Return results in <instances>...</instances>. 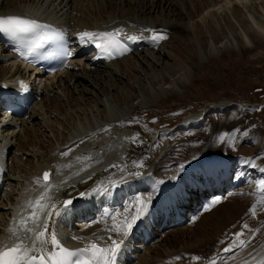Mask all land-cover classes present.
I'll use <instances>...</instances> for the list:
<instances>
[{"label":"bare ground","instance_id":"obj_1","mask_svg":"<svg viewBox=\"0 0 264 264\" xmlns=\"http://www.w3.org/2000/svg\"><path fill=\"white\" fill-rule=\"evenodd\" d=\"M45 1H49L50 5L54 6V9L43 17L53 18L62 12L60 17H63L66 21L65 23L70 24L71 36L74 37L75 46L80 43L79 35L83 31L111 32L112 30L122 29L123 31L120 34L123 36L139 35V40L143 42L144 48L132 56L122 59V61L102 64L100 67L93 69L95 72L100 70V68L105 69L103 73H107L106 77L108 79L114 82H121L125 78V75L123 76L124 73L127 77L132 76V73L128 71L130 67L125 66L126 62H130L132 58H139L141 55L143 56L140 57V63L148 62L150 57L155 59L149 51H155L154 46L157 42L152 41V36L148 39L149 35L147 34L152 35L153 32H160L163 36H166L171 31L181 30L189 38L194 34L202 39L204 34L200 22L193 24V29L195 30L192 33L187 28L186 21L194 20L196 17L202 21L206 20L207 18H204V16L211 14V10H215L222 5L224 0H8L5 4L0 1V16H21L27 13H34L36 6L40 3L42 5ZM237 1L235 2L237 3ZM262 2V14L258 10L259 8L255 7L259 16L256 17L255 21L252 16V20L258 25V31L249 27L248 20L242 16V11L238 6L232 9V16L243 28L249 41L260 45L259 47L264 44V39H259L261 36L257 33L259 32L260 35L264 34V0ZM22 3L24 6H22ZM92 3L96 5V10L91 16L86 15L84 7ZM251 6L249 7L253 8ZM59 7L60 9L58 10ZM126 7L128 14L132 13L129 19L125 18L129 17V15L126 16L125 12L121 13L120 11L125 10ZM160 11L161 15L164 13L166 15L167 11L170 12L175 19L174 23L173 20H165L164 18L158 21L150 20L154 13H159ZM109 12L111 13V15H108L110 17L107 16ZM216 13L212 12L214 16ZM133 14H137L138 20L133 18ZM224 20L229 28L234 29V25L229 18ZM214 28H211V35L213 40L218 42L220 36ZM64 29L67 31V28ZM144 29H149V33L144 31ZM235 41L241 44V50L246 51L241 36L235 35ZM87 43L92 42L87 41ZM147 47L150 50H147ZM0 48L2 53H9L1 45ZM254 55L258 58L259 52L255 50ZM0 59L6 64V68H0V90L11 88L12 93L10 95L20 96L17 94L20 92L19 81H24V85L33 92L36 90L43 92L44 88H47L46 91L48 93L46 92L47 95L44 98V103H42L49 110L52 108L62 110L63 108L64 100L60 97L59 92L57 91V94H53L54 90H56V84L61 85L64 82V90L67 88V98L70 99L73 97L72 93H74L71 92L70 95V82L76 77L83 81L89 79L87 74L90 61L86 60L83 65L84 61L82 59L77 61V64L71 65L62 74L56 75L49 80L41 81V83H45L40 84L36 89L34 85L31 86L30 84L33 74L30 75L28 73L26 76V73L31 70L29 65H24L22 66L23 68L16 67V62L11 55L1 54ZM116 64L123 71L121 74H118L112 68ZM131 64L135 65V63ZM82 65L83 71H79L80 74H77L78 72L75 68ZM132 69H135V67L133 66ZM90 70L92 71V68ZM85 76L87 77L85 78ZM81 93L82 100L86 95H89L84 92ZM120 100L119 96L116 95L115 101L120 102ZM126 100L130 102L131 97L128 95ZM41 101L43 100L41 99ZM68 103L70 105L73 104L71 101ZM39 104L41 105V103ZM39 104L35 103L32 105L25 116L30 118L29 114L33 113L31 118L34 119V117L36 118L37 115H40L38 111V113L34 112V107ZM97 104H99L98 108H104L102 99ZM4 106L5 104L0 100V111L3 112L1 107L3 108ZM227 107V105H223L218 108L224 110ZM139 113L138 110H131V108L130 110H123L115 118H108V125H104L101 131H96L92 135L86 134L85 138H75L70 144L64 145L62 149L53 150V146L52 149L43 148L42 154L38 150L42 148L34 141L37 133H39L36 125L32 124L31 127L23 128V135H19L20 131L16 130L17 126L7 129L3 127L4 125L13 124V121H3L0 125V139H2L4 145L3 148L8 151V156L7 167L2 166L5 171L3 176L5 186L1 195L3 200L4 197L8 199L10 207L8 204H0V247L20 243L17 237H21L23 233L26 235V232L23 228H20L19 222L32 214L35 201L40 200L42 204L48 205L44 211L37 213V217L43 213L41 219L38 220L41 225L40 231L42 230L43 221L48 219L47 213L53 211L54 205L56 209L60 210V215L52 217L50 228L57 233L62 245L83 249L92 243H96L98 246L107 247L111 243L108 240L109 236L117 240L123 239L124 243L117 258V262H120V264H188L189 262L190 264H212V261H215V264H246V262L247 264H259V261L264 259V234L260 235V231H264V227L261 225V227L257 226L255 222L256 233L253 235L249 233L248 236L242 230V226L245 224L240 225L236 220L241 215L237 214V212H242L247 207L248 202L254 203L264 193L261 181L258 182L259 185L258 183L256 184L258 186L255 191L251 187L247 188L246 186L254 183L251 178L252 174L263 177L264 181V160L258 158L259 156L256 157L259 154V147L256 146L254 148L252 157L245 158L234 155L229 156L230 154L196 156V152L189 153L187 157H182L178 151H174L172 148L166 150V142L164 141L171 143V134L166 131H159L157 126H153L148 121L145 113H140V116ZM100 114L103 117L105 114L104 110ZM2 116L3 113L0 112V117ZM138 116L141 120H144L143 122L146 125L157 132L149 131L146 126L136 119ZM202 118L203 115L190 116L184 120L177 130L184 131L199 127ZM110 127L121 129V131L126 129L127 133L122 135L116 130L109 132ZM79 128V130H82L81 127ZM93 128L95 130V126ZM1 130L3 131L1 132ZM5 131H7L6 135H4ZM14 140L16 141L15 143ZM125 140L129 142L128 147L123 144ZM74 151H77L78 154H74ZM65 152L68 155H62ZM255 153L258 154L255 156ZM25 156L32 157V169L29 172L20 169ZM63 157H68V159L59 160V158L63 159ZM74 157H79V159L77 158L79 161L72 164L70 162H72L71 159H74ZM35 158H37L36 161ZM77 159L73 161H77ZM137 164H142L143 167H137ZM14 167H17L18 172ZM43 171H49L52 174L46 186L41 179ZM232 171L237 173L234 182L231 181L229 186V182L226 179H228L227 174L232 173ZM20 173L22 175H18ZM132 173H140V175H132ZM216 177L223 183L219 185L220 188L213 190L214 186L212 184L216 185L218 181ZM233 183H235L234 187H232ZM17 185L19 188L16 190ZM116 185L120 186L116 187ZM162 185L168 186L167 189L171 191L174 203L182 211V218L185 217L184 221L175 222L174 211H169L166 224L161 227L164 221L155 216L152 222L149 223L147 233L141 231V227L137 224L127 237L116 236L113 231L108 230L113 223H119L123 215L127 214L125 205L131 207L135 204L137 197L152 201L163 190ZM228 186L230 187L229 191H232V193L228 198L221 199L219 195L226 193V187ZM203 190H205L206 196H201ZM81 192L87 193V195L80 197L78 194ZM166 194L168 193L165 192ZM42 197L43 199H41ZM70 197L73 198L74 203L67 211H64L62 202ZM202 197H207V199L203 200ZM162 198L163 201H169L167 196ZM196 199L199 200L198 205H196L197 208H195V204L198 202ZM113 201L115 203L112 204L111 202ZM217 201L218 203H216ZM192 202L194 205H192ZM110 203L113 208L112 214L115 213L117 215L115 222L111 219V216L109 219L103 217V213ZM201 207L208 209L205 211L209 213L201 210ZM168 208L171 210L173 206L170 205ZM198 208L197 212H193L191 216H188L190 210ZM184 213L188 214L184 216ZM88 216H94V218L89 220L87 219ZM146 218L147 215L144 220ZM156 219H159L158 225L154 227V224L157 223ZM9 221L18 226L15 227V236L9 231L10 228H13L11 225L8 226ZM186 221L188 225L183 227L186 225ZM230 227H234L232 228L233 234L227 237V231ZM36 229V227L32 229L33 233H35L34 230ZM238 232L244 233L242 237L246 240V243L244 246L237 245L233 247V242L236 240ZM73 237L78 239H73ZM32 240H35L34 235L24 242L23 247L32 248L34 243H32ZM212 247L220 248L216 253L212 254L209 250ZM226 247H233V250L225 252L224 249ZM29 254L36 255L37 253L32 251ZM192 257H200L201 259L196 261ZM205 257L207 260L203 259Z\"/></svg>","mask_w":264,"mask_h":264},{"label":"rangeland","instance_id":"obj_2","mask_svg":"<svg viewBox=\"0 0 264 264\" xmlns=\"http://www.w3.org/2000/svg\"><path fill=\"white\" fill-rule=\"evenodd\" d=\"M0 1L5 4L8 0ZM235 1L237 0H228L226 3V0H224L222 3L223 7L220 5L215 10H211L213 13L217 12L215 16L212 12L204 16V18H207L206 20L202 21L196 17L197 19L186 21L187 28H189L192 33L195 30L193 29V24L199 21L202 25L201 28L204 38H198L194 34L189 38L184 35V31H171L169 35L165 36V39H160L158 40L159 42L156 41L157 43L154 46L155 51H151L149 47L146 48L150 50L149 52L152 53L155 59H151L150 57L148 62L140 63V57L143 56L141 55L139 58H132L130 62L125 63V66L127 65L126 67H130L128 71L132 73V76L127 77L124 73L123 76L125 75V78L121 82H114L108 79L106 77L107 73H103L105 69L100 68L98 73V71H93L94 68H92L91 71V67L89 66L87 76H89V79L91 78L90 80L83 81L76 77L70 82V95L71 92H74L72 93V98H67V88L64 90V82H62L61 85H55L56 90H54L53 94H57L58 91L60 97L64 100L62 110L53 108L49 110L44 107V98L47 95L46 92L48 93V91H46L47 88H44L43 92L41 91V94L44 95H40L33 103V105L35 103H41V105L39 104L34 107L35 110L37 109L36 111L34 110V112H39L40 115L32 119L31 116L33 113H30V118L23 116L25 118L22 117L17 119L18 121L16 119L13 120V125L17 126L16 130L20 131L19 135H23V128L31 127L32 124L36 125L37 129H39V133H37L34 141L42 148H36L42 154L43 148L52 149L53 146V150L62 149L64 145L70 144L75 138H85L86 134L92 135L96 131H101L104 125H108V118L113 119L121 111L130 110L131 108V110L136 109L140 113H145V117L148 121L153 126H157L159 131H166L171 134L172 142L169 143L168 141H164L166 142V150L172 148L174 151H178L179 155L182 157H187V155L192 152H196V156L230 154L229 156L234 155L241 158L252 157L254 154L253 150L257 146L259 147V154L255 153V156L258 154L256 157L259 156L258 158L264 160V44L259 47L260 45L249 41L243 28L232 16L233 7L238 6L242 11V16L248 20L249 27L258 31V25L254 21L256 17L259 16L257 12L258 8L262 14L261 7L263 0L237 1V3ZM22 6H24L23 3ZM48 7L49 9H47ZM255 7H257V9H255ZM95 8L96 5L93 3L85 6V14L91 16V14L95 12ZM53 9L54 6L50 5L49 1H45L42 5L41 3L38 4L34 12L39 15H48ZM59 9L60 7L58 10ZM120 11L121 13L125 12L126 16L129 15V17L127 16L128 18L125 17L126 19L131 18L130 16H132V13L128 14L127 7L125 10L123 9V11ZM61 13L62 12L55 15L54 18H60L59 21L64 23L66 21L63 17H60ZM108 15H111V13H107V16ZM252 16L254 21L252 20ZM133 18L137 19V14H133ZM163 18L165 20L171 19L173 23L175 21L172 14L168 11L166 15L165 13L161 15V11L159 13H154L153 17H150V20L158 21ZM226 18L231 20L234 29L226 25L224 20ZM93 19H95V17H93ZM69 26L70 24L66 23L68 29H70ZM212 27L216 28H214V30H216L220 36L218 42L214 41L212 38ZM78 28L80 27L78 26ZM147 33H149V31H147ZM257 33L261 36L259 39H264V34L260 35L259 32ZM156 34L161 33L158 32ZM147 35H149L148 39L152 36L151 34ZM235 35L243 38L246 51L241 50V44L235 41ZM255 50L259 52L258 58L254 55ZM1 54L10 56L8 53H2V49L0 48V56ZM131 63H135L136 66ZM83 65L75 68L78 72L77 74H80L79 71H83ZM133 66L135 69H132ZM0 68H6V64L2 59H0ZM112 68L115 69L118 74L123 72L121 68L119 69L118 64ZM87 76H85V78ZM81 92L89 95H86L87 97L85 96L82 100ZM116 95L121 99L120 102L115 101ZM128 95L131 97L130 102L126 100ZM41 99L43 101H41ZM101 99L104 108H98L99 104L97 103L100 102ZM70 101L73 102L72 105L68 103ZM223 105H227L228 107L224 108V110L218 108ZM103 110L106 115L104 114L102 117L100 113ZM200 115H203V118L199 127L197 126L196 128L186 129L184 131L177 130L186 118ZM139 116L136 119L139 120L142 125L146 126L151 132H157L146 125V123L143 122L144 120H141ZM93 126H95V130ZM79 127H81L82 130H79ZM113 130H116L122 135L127 133L126 129H122L123 131H121V129H114L112 127H110L109 132ZM6 134L7 131L4 135ZM15 142L14 140V143ZM123 144L127 147L129 146L127 140L123 141ZM74 154H78L77 151H74ZM77 158L79 159V157H74V159H71L72 162H68L72 164L76 163L79 161ZM60 159L64 161L68 159V157H63V159L59 158V160ZM76 159L77 161H73ZM36 160L37 158H35V161ZM31 161V156H25L24 161L21 163L22 166L19 164L20 169L29 172V170L32 169ZM14 168L18 172L17 167ZM234 173L237 172L232 171V174ZM18 175L22 174L20 173ZM235 175L236 174L233 175L232 180H235ZM251 178L254 183L247 184L246 186L247 188L251 187V189L255 191L259 185L258 182L263 181V177L252 174ZM226 180H228L230 186V178L228 177ZM257 183L258 185H256ZM229 186L226 187V193L219 195L221 199L228 198L232 193V191H229ZM234 186L235 183L232 184V187ZM241 187L243 188V186ZM18 188L19 186L17 185L16 190ZM262 195H260L254 203L248 202L247 207L244 208L242 212H237V214H241L236 219L237 222L240 225L246 224L248 226L247 229H242L245 235L249 236V233L250 235L255 234L257 229L255 227L256 224L257 226L261 225L264 227V203H262V201H264V193ZM0 204H8L10 207L8 199L4 197L3 200V196ZM253 207L256 208L255 216L250 212V209ZM187 225L186 223L183 227H187ZM36 228H38V226ZM232 228L234 227H230L227 231V237L230 235L232 236ZM263 234L264 231H260V235L262 236ZM240 239L246 242L243 237H240ZM219 248L220 247H212L209 250L214 254ZM203 259L205 260L206 257ZM188 264H190V262Z\"/></svg>","mask_w":264,"mask_h":264},{"label":"snow or ice","instance_id":"obj_3","mask_svg":"<svg viewBox=\"0 0 264 264\" xmlns=\"http://www.w3.org/2000/svg\"><path fill=\"white\" fill-rule=\"evenodd\" d=\"M122 29H116L111 32H83L80 34V40L90 41L95 44L105 58H111L118 53L127 51L124 48L121 40L119 39ZM144 31H149L145 29ZM0 33L5 34L9 39L17 42V51L20 52L23 59L28 60L30 57L37 55L38 50L43 49L50 43L62 41V34L55 32L50 26L37 22L35 19H26L20 16H6L0 17ZM162 34L153 32L152 41L165 39ZM126 39L135 42L138 37L129 36ZM23 49V50H22ZM67 58L73 56V51L65 49L62 53ZM223 139V138H221ZM62 155H68L67 152ZM137 167H143L142 164H137ZM52 174L49 172L43 173V180L45 186L50 180ZM132 175H140V173H132ZM39 183V181H37ZM261 186L264 188V181H261ZM80 197H85L87 193L81 192L78 194ZM151 195V193H149ZM43 199V197L41 198ZM63 210L67 211L74 203L73 198L65 199L63 202ZM131 203V202H130ZM218 203V201L216 202ZM264 203V201H262ZM150 201L137 197L135 204L131 207L125 205V212L123 218L119 223H113L108 229L113 231L116 236L127 237L138 220L146 214ZM48 205L42 204L40 200L35 201V206L32 209V214L29 217L22 219L19 222L20 228L26 232L24 237H17L20 243L14 244L11 247H0V264H117V258L124 243L123 239L117 240L112 236L108 237L111 241L107 247L98 246L96 243L90 244L88 247L78 250H69L61 244L58 239L57 233L50 228L51 219L54 216L60 215V210L56 209L53 205V211L48 212V219L43 221L42 230L38 233H33L32 229L41 226L38 223L37 213L44 211ZM208 210V209H205ZM253 216L256 214V208L250 209ZM111 219L115 222L117 215H111ZM31 224V226H29ZM247 229V225H243ZM9 231L16 235V229L10 228ZM35 237L32 248H24V242L30 237ZM244 235L243 232L236 234V240L233 242V247L244 246L245 241L240 239ZM73 239H78L73 237ZM37 244L39 247H37ZM47 247V250H45ZM233 247H226L225 252H231ZM36 252V255H30V252ZM193 260L199 261L200 257H192ZM215 264V261H212ZM247 264V262H246ZM259 264H264V259L259 261Z\"/></svg>","mask_w":264,"mask_h":264},{"label":"water","instance_id":"obj_4","mask_svg":"<svg viewBox=\"0 0 264 264\" xmlns=\"http://www.w3.org/2000/svg\"><path fill=\"white\" fill-rule=\"evenodd\" d=\"M42 178H43V174H42Z\"/></svg>","mask_w":264,"mask_h":264}]
</instances>
